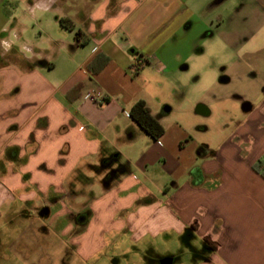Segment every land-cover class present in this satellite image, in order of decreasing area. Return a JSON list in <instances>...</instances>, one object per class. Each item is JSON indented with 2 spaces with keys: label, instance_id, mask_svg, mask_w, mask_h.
Returning a JSON list of instances; mask_svg holds the SVG:
<instances>
[{
  "label": "crops",
  "instance_id": "1",
  "mask_svg": "<svg viewBox=\"0 0 264 264\" xmlns=\"http://www.w3.org/2000/svg\"><path fill=\"white\" fill-rule=\"evenodd\" d=\"M49 1L57 6L56 21L60 23L64 19L68 29L78 30L74 43L70 44L68 39L57 40L59 49L64 51L69 46L72 56L81 46L88 51L79 70L63 82L56 79L51 71L55 64L45 59L39 46L34 47L31 57L19 55L12 50L13 45L7 49L10 17L0 4V219L3 214L2 221L8 222L13 231L22 225L24 215L31 212L26 210V203L33 192L19 181L15 172L17 165L23 164L17 168L21 170L25 166L23 162L28 164L32 159L59 161L54 187L60 191L72 187L75 194L70 198H74L81 190L79 176L87 175L89 169L97 166L104 149L116 151L121 141L131 142L143 133L148 136L147 146L135 160L134 168L153 185H156L155 178L147 174V167L158 164L172 177L181 171L182 181L174 188H167L161 205L150 197L163 186L156 185L151 190L131 175H122L107 185L108 192L122 193L119 201L123 202L120 206L123 209L134 207L139 199L148 201L124 215L123 223L132 242L141 244L147 238L171 232L179 237L183 234L187 246L196 250L203 243L208 246L211 262L200 264H264V170L254 168L259 160L264 161V53L258 56L264 44H257L260 33L264 40V21L256 27L241 25L229 40L231 45L242 41L238 46L240 64L257 73L251 78L244 77L251 83L249 89H236L227 94L239 99L241 105L245 101L241 111L244 118L237 123L233 136L226 138L217 149L207 147L196 157L187 155L180 160L170 144L166 145L164 137L154 140L130 118L128 108L137 98L122 82L127 79L126 68L133 53L152 61L158 72L165 71L167 66L162 64V56L157 51L180 32L183 21L186 22L184 30H191L192 37H214L213 32L202 33L206 28L204 22L196 24L193 20V7L205 8L209 0ZM38 5L39 1H34L32 7ZM63 6L66 7L64 16ZM241 9L264 16V0L243 2ZM32 18L35 20L37 16L32 14ZM10 50L15 52L12 56L8 55ZM200 52V49L196 51ZM74 56L64 57L66 63L71 64ZM173 60L175 65L184 59L176 55ZM186 68V65L180 67ZM239 74L244 76L243 72ZM228 77L226 82L219 74L218 84L230 83L232 77ZM77 84L81 88L72 91ZM96 92L105 94L103 98L108 101L98 104ZM196 107L198 114H210L203 102ZM89 127L91 131H87ZM246 138L250 139L247 147H259L258 153L241 155L234 150ZM69 175H74L72 181L67 180ZM6 190L16 192L18 202L9 198ZM47 205L43 199L36 207H42L43 213L48 214ZM68 216L72 219L73 214ZM41 240L47 250L44 254L60 264L67 257V263H71L72 251L80 255L83 250H89L75 246L74 238L71 244L54 247L51 240H56L55 235H42Z\"/></svg>",
  "mask_w": 264,
  "mask_h": 264
},
{
  "label": "rangeland",
  "instance_id": "2",
  "mask_svg": "<svg viewBox=\"0 0 264 264\" xmlns=\"http://www.w3.org/2000/svg\"><path fill=\"white\" fill-rule=\"evenodd\" d=\"M34 1H39L40 5L32 7ZM243 2L249 0H209L205 8L193 7L194 22L206 24L202 33L213 32L215 36L192 37L191 30H184L186 22L183 21L180 32L173 35L169 42L157 51L162 56V64L167 66L165 71L158 72L155 64L139 53L129 55L131 63L141 58L143 64L134 69L130 63L126 68L127 79L122 82L123 87L135 93L137 100L145 101L149 112L164 128L162 137L166 140V145L170 144L180 160L187 155L196 157V154L202 153L207 147L210 150L217 149L226 138L233 136L232 132L237 123L244 118L239 99L230 98L227 94L236 89H249L251 83L244 77L251 78L257 73L240 64L238 46L242 41L231 45L229 40L241 25L252 24L256 27L264 21V16L241 11ZM48 3L49 0H0L4 12L10 17L6 31L9 42L7 49L13 45V51L24 57H31L34 47L39 46L45 59L55 64L52 73L56 79L63 82L82 66L81 61L88 48L81 46L74 52L77 54H73L76 55L74 61L71 64L66 63L64 57H73L70 54L72 49L68 46L62 51L56 42L59 39H68L70 44L74 43L78 30L75 27L73 30L62 27L55 18L58 14L54 11L57 6L55 7L53 2L51 5ZM64 10L66 7L63 6V16ZM32 14H35L37 19L34 20ZM258 37L257 44H264L261 33ZM199 49L201 52L196 53ZM13 51L8 55L12 56L15 53ZM142 51L147 52L144 49ZM263 53L264 48L259 50L258 56ZM176 55L184 60L174 65L173 59ZM182 65L187 68L180 69ZM221 68L232 77L230 83L218 84L219 74L223 71ZM239 72H243L244 76ZM98 94H94L97 103L105 104V94ZM109 97L113 98L111 95ZM199 102L206 105L210 111L209 115L196 112ZM165 107H169V112H164ZM86 129L91 131L90 127ZM146 139L148 136L142 133L131 142L121 141L116 151L112 148L104 149L102 157L96 162L97 166L89 169L87 175L79 176L78 185H81V190H78V196L74 198H70L75 194L72 187L63 191L54 187L58 179L55 174L59 161L32 159L28 164L24 161L25 166L21 170L17 168H21L23 164L17 165L15 172L18 173L19 181L33 192L29 196L31 199L26 203V210L30 209L31 212L24 215L22 225L13 231L10 230L8 222L2 221V214L0 264H60L44 254L47 250L41 240L42 235L56 236V240H51L53 247L71 244L70 240L74 238L75 246L80 245L91 251L92 254L89 250H83L82 255L72 251L74 258L70 264H160V260L167 257L172 258L174 264L211 262L208 246L200 243L199 250L189 247L183 234L179 237L177 234L164 232L157 238L145 239L141 244L132 242L123 223L124 215L134 210L135 206L147 204L148 201H142L145 198L141 201L139 199L134 207L123 209L120 207L123 202L119 201L122 193L108 192L107 185L114 183L122 175H131L151 190H154L156 185L159 188L163 186V190L151 194L150 197L160 201L161 205L165 200L167 188H174L182 181L181 171L172 177L158 164L147 167V174L155 178L156 185L151 182V186L144 175L134 168L135 160L147 146ZM246 140L242 141L243 144L236 145L234 150L241 155L246 152L258 153L260 148L255 145L247 147L246 143L250 139ZM261 170H264V166ZM73 177L74 175H69L67 180L72 181ZM6 191L9 198L18 202L16 192ZM43 199L48 203V214L43 213L42 207H36L38 201ZM71 213L72 219L68 216ZM51 220L55 224H50ZM61 234L66 237L57 236ZM149 246H152L151 250ZM68 260L67 257L64 264H68Z\"/></svg>",
  "mask_w": 264,
  "mask_h": 264
},
{
  "label": "trees",
  "instance_id": "3",
  "mask_svg": "<svg viewBox=\"0 0 264 264\" xmlns=\"http://www.w3.org/2000/svg\"><path fill=\"white\" fill-rule=\"evenodd\" d=\"M60 24L64 28H68L64 19L59 20ZM92 65V63H91ZM51 66V65H50ZM81 88L80 84L73 87L72 91L79 90ZM105 102L108 101L107 98H103ZM128 114L130 118L151 138L157 140L164 133V128L162 124L149 112L146 107V103L142 99L136 100L130 107ZM264 166V161L259 160L255 165V169H261ZM264 175V172H263Z\"/></svg>",
  "mask_w": 264,
  "mask_h": 264
},
{
  "label": "water",
  "instance_id": "4",
  "mask_svg": "<svg viewBox=\"0 0 264 264\" xmlns=\"http://www.w3.org/2000/svg\"><path fill=\"white\" fill-rule=\"evenodd\" d=\"M244 106H242V109H244ZM169 110H170L169 107H165L164 108L165 112H169ZM160 264H173V259L169 258V257L163 258V259L160 260Z\"/></svg>",
  "mask_w": 264,
  "mask_h": 264
},
{
  "label": "built area",
  "instance_id": "5",
  "mask_svg": "<svg viewBox=\"0 0 264 264\" xmlns=\"http://www.w3.org/2000/svg\"><path fill=\"white\" fill-rule=\"evenodd\" d=\"M142 64H143V60L141 58H138L131 63V66L134 69H138L142 66ZM158 143L160 144V141H158Z\"/></svg>",
  "mask_w": 264,
  "mask_h": 264
},
{
  "label": "flooded vegetation",
  "instance_id": "6",
  "mask_svg": "<svg viewBox=\"0 0 264 264\" xmlns=\"http://www.w3.org/2000/svg\"><path fill=\"white\" fill-rule=\"evenodd\" d=\"M222 70L224 69V68H221ZM220 78L222 79V80H224V81H229V77H228V75L225 73V70H223L221 73H220ZM244 105H246V103H245V101L242 103V106H244ZM245 107V106H244ZM43 212H44V210H43Z\"/></svg>",
  "mask_w": 264,
  "mask_h": 264
}]
</instances>
